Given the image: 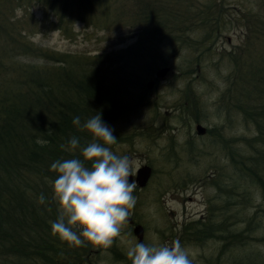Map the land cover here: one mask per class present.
<instances>
[{
    "label": "trees",
    "instance_id": "1",
    "mask_svg": "<svg viewBox=\"0 0 264 264\" xmlns=\"http://www.w3.org/2000/svg\"><path fill=\"white\" fill-rule=\"evenodd\" d=\"M164 1L122 0V6L111 11L108 6L117 0H0V264H96L101 251L93 245L70 247L51 231L49 222L58 217L52 189L56 174L51 165L58 159L79 156V152L69 153L61 147L71 137H78L81 145L92 139L73 124L74 117L83 123L99 113L108 125L148 105L143 92H134L141 86L139 69L143 66L145 73L153 74L159 65L165 66L158 45L170 42L179 30L174 27L176 22L170 25L173 20L166 22L163 17L167 11L165 5L161 7ZM127 4L133 9L125 10ZM32 7L43 13L42 19L34 18ZM218 15L201 17L198 22L214 24L218 34L216 22L222 16ZM127 17L133 19V26L139 25L143 37L107 54L88 57L59 53L31 41L44 31L65 35L75 22L105 30ZM249 24L246 31L257 45L250 63L238 74L236 69V84L230 85L234 91L231 108L238 110L254 132L249 138H238L242 148L230 151L228 159L238 180L257 187L264 201V17L253 15ZM183 37L181 43L185 44L188 37ZM219 132L215 137L221 140ZM114 135L118 143L120 138ZM37 139L48 143L42 147ZM215 186L220 191L221 183L215 182ZM236 192V201L242 197L239 204H249L248 194ZM41 194L46 198L44 204L38 202ZM211 208L209 218L182 226V240L191 239L194 245L202 246L213 239L221 247L219 256L243 246L247 236L251 239L257 231L261 235L256 241L264 245L262 221L251 217L247 229L233 233L224 221H212L218 216ZM260 213L264 214V209ZM108 251L110 261L131 264L115 243ZM248 264H264V260Z\"/></svg>",
    "mask_w": 264,
    "mask_h": 264
},
{
    "label": "rangeland",
    "instance_id": "2",
    "mask_svg": "<svg viewBox=\"0 0 264 264\" xmlns=\"http://www.w3.org/2000/svg\"><path fill=\"white\" fill-rule=\"evenodd\" d=\"M120 2L122 0H117L108 9L114 11L122 6ZM164 5L167 11L163 17L166 22L173 20L170 25L176 22L174 27L179 30L170 42L158 45L165 66L159 65L153 74L151 71L145 73L143 66L141 71L139 69L141 86L134 92H143L148 105L108 124L120 138L113 145V151L134 160L136 170L146 165L152 172L145 188L137 187L133 193L137 203L129 219L144 228V244H171L178 239L188 249L193 264H228L227 261L233 263L234 260L248 264L252 260H264V245L256 241L261 235L259 231L254 232V238L247 236L243 246L222 256L217 255L221 247L213 239L199 246L194 245L190 237L189 241L180 237L183 225L209 218L211 207L218 216L212 221H224L233 233L238 234L248 227L251 217L264 223V214L260 213L264 209L261 192L252 184L238 180L228 159L230 151L242 148L239 139L249 138L254 132L238 110L231 108L234 91L230 85L237 79L236 69L239 68L238 74L253 57L256 41L246 28L253 15L264 17V1L165 0L161 7ZM124 9L133 8L127 4ZM31 11L35 19H42L43 13L38 8L32 7ZM211 14L223 16L219 23L216 22L220 26L218 34L214 24L208 26V23L198 22L201 17L209 18ZM97 18H100L98 14ZM126 20L122 21L127 22L124 26L119 22L105 30L75 22L65 35L55 30L44 31V34L34 35L31 41L59 53L88 54V57L98 53L103 55L123 49L143 37L139 25L133 26L131 17ZM183 33L188 37L185 40L187 46L182 44L184 41L181 43ZM161 68H168L169 72L156 78L154 75ZM151 81L153 84L147 89L146 85ZM196 123L205 128L204 135L197 136ZM216 131H220L221 140L215 137ZM215 182L221 183L218 192ZM236 191L248 194L249 204L246 201V204H239L242 197L236 201ZM57 210L59 212V206ZM254 211L259 213L255 215ZM131 233L127 221L121 236L113 242L125 255L137 243ZM93 247L101 251L96 264H116L108 257L109 248ZM117 264L125 263L117 261Z\"/></svg>",
    "mask_w": 264,
    "mask_h": 264
},
{
    "label": "clouds",
    "instance_id": "3",
    "mask_svg": "<svg viewBox=\"0 0 264 264\" xmlns=\"http://www.w3.org/2000/svg\"><path fill=\"white\" fill-rule=\"evenodd\" d=\"M73 124L92 139L81 145L78 137H71L61 147L69 153L79 152V156L58 159L51 165L56 174L52 189L59 206L57 219L49 222L51 231L70 247L108 249L121 236L137 203L133 193L138 183L130 179L136 177V162L113 151L117 138L99 113L83 123L74 117ZM36 143L43 147L48 142L37 139ZM38 202H46L43 194ZM127 256L131 264H193L188 249L178 239L151 246L137 242Z\"/></svg>",
    "mask_w": 264,
    "mask_h": 264
},
{
    "label": "water",
    "instance_id": "4",
    "mask_svg": "<svg viewBox=\"0 0 264 264\" xmlns=\"http://www.w3.org/2000/svg\"><path fill=\"white\" fill-rule=\"evenodd\" d=\"M262 1H264V0H262ZM168 72H169L168 68H161L154 76L156 78H162V76H164ZM152 84H153V81L149 82L146 85V88L147 89L151 88ZM194 131L197 133V136L204 135L206 132L205 128L199 124H196L194 126ZM150 178H151V168L149 166L145 165V166L141 167L140 169L136 170V177L130 178V179H136L137 183H138L137 187L139 189H142V188H145L146 182ZM131 222H132V220L128 219V223H131ZM143 232H144V230L142 229L141 226L135 225L133 227L132 235L135 237V239H137L138 242L143 243V239H142L143 238Z\"/></svg>",
    "mask_w": 264,
    "mask_h": 264
},
{
    "label": "flooded vegetation",
    "instance_id": "5",
    "mask_svg": "<svg viewBox=\"0 0 264 264\" xmlns=\"http://www.w3.org/2000/svg\"><path fill=\"white\" fill-rule=\"evenodd\" d=\"M205 219H206V218H205ZM133 222H134V221H133ZM133 222H132V223H133Z\"/></svg>",
    "mask_w": 264,
    "mask_h": 264
}]
</instances>
